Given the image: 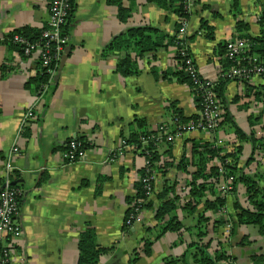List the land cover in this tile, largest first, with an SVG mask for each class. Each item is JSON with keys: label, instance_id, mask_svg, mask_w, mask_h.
Returning <instances> with one entry per match:
<instances>
[{"label": "crops", "instance_id": "crops-1", "mask_svg": "<svg viewBox=\"0 0 264 264\" xmlns=\"http://www.w3.org/2000/svg\"><path fill=\"white\" fill-rule=\"evenodd\" d=\"M50 1L0 0V189L7 153L16 144L19 153L13 159L12 182L23 191L19 215L23 235L9 237L4 244L11 249L15 264H77L79 237L93 227L99 244L111 247L99 264H163L166 257L184 253L187 243L180 240L188 239L189 232L182 236L166 232L154 240L151 255L140 254L134 260L135 251L147 236L146 226L155 224L160 206L156 193L167 180L175 181L177 172L173 168L156 174L144 222L127 229L129 201L138 193L146 158L130 148L116 158L111 152L136 130V118L145 119L148 129L155 130L170 117L173 101L186 115L199 112L188 84L161 76L178 66V47L170 38L177 35L184 20L176 11L181 0H161L166 6L157 0H75L66 25L68 53L55 74L58 82L53 80L51 89L40 97L42 84L36 86L33 80L42 74L39 55L25 56L10 37L25 29L42 31ZM238 4L235 11L233 0H193L192 13L186 17L187 36L192 38L185 42L203 77H218L224 60L220 45L244 34L238 31V21L248 25L246 34L261 39L254 45L264 48L259 22L264 0H239ZM203 26L209 27L212 38ZM138 27L156 31L165 46L135 57L139 72L122 75L118 65L125 52L107 53V49L127 30ZM225 101L224 123L217 131L187 132L171 143H160L158 151L163 158L172 155L179 160L187 140H217L227 149L241 144L239 166L251 175L258 173L264 183V151L254 152L252 141L241 140L234 126L248 135L264 136V77L229 81ZM31 107L33 117L25 121ZM73 137L85 144L87 156L69 162L64 153ZM168 149L170 153L165 152ZM236 195L245 198L243 186L227 196L230 217L235 214ZM184 222L194 224L195 218L187 216ZM244 236L253 241L251 245H239ZM230 240L238 264H253L252 254L264 252V237L254 225L238 226Z\"/></svg>", "mask_w": 264, "mask_h": 264}, {"label": "trees", "instance_id": "trees-1", "mask_svg": "<svg viewBox=\"0 0 264 264\" xmlns=\"http://www.w3.org/2000/svg\"><path fill=\"white\" fill-rule=\"evenodd\" d=\"M160 5L166 6L164 3L157 0ZM238 1L233 0V9L238 10ZM117 3V0H113ZM180 17H188L183 8V3L180 1V6L176 9ZM120 16L124 13L123 8L119 10ZM123 19V17H122ZM259 22L264 30V8L259 16ZM207 30V36L212 38V32L209 27L203 26ZM248 25L242 21H238V31L243 32L239 38L245 39L248 43V52L244 55L247 58L243 62H248V58L252 62L262 61L264 64V48L254 45L256 42H261V39L254 38L245 33ZM153 29L146 28H131L110 44L107 49L109 52H125L123 59L118 65V71L122 75H131L138 73L135 65V57L145 56L146 53L156 52L161 47H164L161 36H156ZM67 31V29H66ZM209 31V32H208ZM23 35L31 38H36L40 35V31L23 30ZM178 35V33H177ZM177 35L170 38V43L178 47L177 59L178 66L173 73H162V77L172 76L173 79L180 83L188 84L198 106L199 112L193 115H186L185 112L177 106V102H171L170 117L177 118V124H186L189 121L197 120L200 117V110L203 102V89L195 83L194 76L190 74L187 67L188 64L179 53V48L182 40H179ZM192 37L187 36V39ZM221 56L224 60L221 65V72H226L230 69L235 61H231L225 57L226 43L220 45ZM256 53H260L257 57ZM137 54V55H136ZM199 72V71H198ZM158 78L159 71L154 70ZM169 74V75H167ZM199 77H203L199 72ZM238 79V78H236ZM36 86L41 85L47 80L45 74H39L34 77ZM234 80L227 76H220L213 87V90L220 100L222 110L225 108V89L229 81ZM246 81V79H240ZM224 116L220 127L224 123ZM252 121V120H251ZM137 128L133 133L126 138L128 143H135L141 147L142 138L152 136L156 130H149L145 119L136 118ZM253 123V122H252ZM235 126V132L241 140L250 139L254 145V152L259 150L264 151V136L256 137L253 133L246 134L241 128ZM218 127L215 131H217ZM172 132H175L176 124L171 126ZM141 153L150 161V167L153 173L166 174L169 170L175 168L177 178L175 181H166L162 190L157 192V198L160 201V206L154 214L155 224L146 226L147 236L143 238V243L135 251L136 260L140 254L151 255L152 245L154 240L159 239L168 231H176L183 235V232H189L188 239H181L180 242H186L187 247L184 253L178 256H168L164 259L163 264H238L237 257L232 253L231 236L235 234L238 226L254 225L258 232L264 237V183L258 173L251 175L244 171L239 166L240 155L243 151V145L234 144L231 149L218 144L217 140H187L184 154L179 160H175L172 155L169 158H163L158 151L159 145L155 144L151 139ZM147 150L149 153H145ZM165 152L170 153V149ZM253 152V153H254ZM255 156L252 155V162ZM220 169L224 170V176L233 175L234 188L229 193H237L238 186H243L245 198L242 199L238 195L235 196L234 209L235 214L227 213V196L222 195L218 186L221 183L222 175ZM144 173V168L142 169ZM138 193L129 202L145 197L141 181L137 183ZM152 201L148 200L145 204L151 206ZM133 208H128L126 215L132 212ZM187 216L195 218V223L187 225L184 220ZM227 227L225 232L223 228ZM125 228H130L125 224ZM249 236H244L239 245L249 246L252 244ZM111 247L101 246L97 240V233L93 227H88L81 233L78 241V262L77 264H99L101 256ZM253 264H264V252L254 253L251 256Z\"/></svg>", "mask_w": 264, "mask_h": 264}, {"label": "built area", "instance_id": "built-area-1", "mask_svg": "<svg viewBox=\"0 0 264 264\" xmlns=\"http://www.w3.org/2000/svg\"><path fill=\"white\" fill-rule=\"evenodd\" d=\"M185 13L189 14L193 10V0H181ZM75 0H51L49 7V18L47 26L40 31L36 38L15 32L11 35L10 41L19 46L25 56H31L38 53L42 68V74H45L47 80L42 83L39 90L40 97L51 89L58 66L65 54L69 44V34L66 31V25L72 14ZM189 20L184 17L181 27L178 31V39L183 42L180 45L179 53L188 64V71L194 76V81L203 89V102L200 110V117L197 120L189 121L186 124H177L178 119L169 117L156 127V133L147 138H142L141 147L135 143H128L126 139L121 140L118 147H114L111 154L116 158L123 154L125 148H130L136 153H143L145 147L151 139L157 146L162 142L171 143L176 138L183 136L191 131L215 132L220 127L222 119V107L219 98L215 94L213 87L220 76H227L231 79H249L255 75L264 76V64L252 62H243L247 58L244 54L248 52V43L245 39L237 38L226 43L225 57L235 61L226 72H220L218 77L210 79L199 77V70L190 54L189 46L186 44L188 34ZM34 109L31 107L25 114V121L33 117ZM176 124L175 132H172L171 126ZM218 144H221L219 141ZM145 153L149 151L145 150ZM19 153V147L15 144L7 153L4 166V186L0 189V264H15L12 259L11 249L5 243L9 237H19L23 235V227L19 221L21 211V195L23 191L18 186L12 184L13 173L16 170L14 156ZM87 156L85 144L77 137L70 138L66 143L64 157L66 160L76 161L84 159ZM144 156V155H143ZM146 158V156H144ZM222 175L218 190L222 195H228L234 188L233 175L224 176V170L220 169ZM145 193V197L136 199L128 208H133L132 212L125 217V223L128 227L143 223L145 220V204L153 197L155 193L156 174L150 167V161L146 158L144 173H141L140 179Z\"/></svg>", "mask_w": 264, "mask_h": 264}, {"label": "water", "instance_id": "water-1", "mask_svg": "<svg viewBox=\"0 0 264 264\" xmlns=\"http://www.w3.org/2000/svg\"><path fill=\"white\" fill-rule=\"evenodd\" d=\"M68 49H69V47L67 46L66 51H65V54H64V56H63V58H62V62H63V60H64L66 54L68 53ZM62 62H61V63H62ZM54 82H55V83L58 82V76H57V75H56L55 78H54ZM12 184H15V182H12Z\"/></svg>", "mask_w": 264, "mask_h": 264}, {"label": "bare ground", "instance_id": "bare-ground-1", "mask_svg": "<svg viewBox=\"0 0 264 264\" xmlns=\"http://www.w3.org/2000/svg\"><path fill=\"white\" fill-rule=\"evenodd\" d=\"M191 13H192V12H191ZM191 13H189L188 16H189ZM258 76H262V75H258ZM263 77H264V76H263ZM251 78H252V77H251ZM251 78H249V79H251ZM249 79H246V80H249ZM244 80H245V79H244Z\"/></svg>", "mask_w": 264, "mask_h": 264}, {"label": "rangeland", "instance_id": "rangeland-1", "mask_svg": "<svg viewBox=\"0 0 264 264\" xmlns=\"http://www.w3.org/2000/svg\"><path fill=\"white\" fill-rule=\"evenodd\" d=\"M243 199H244V197H243Z\"/></svg>", "mask_w": 264, "mask_h": 264}]
</instances>
